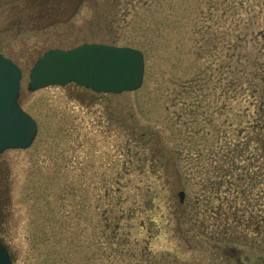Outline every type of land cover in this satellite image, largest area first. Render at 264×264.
I'll return each mask as SVG.
<instances>
[{
    "label": "rangeland",
    "instance_id": "1",
    "mask_svg": "<svg viewBox=\"0 0 264 264\" xmlns=\"http://www.w3.org/2000/svg\"><path fill=\"white\" fill-rule=\"evenodd\" d=\"M84 43L141 51V87L28 90ZM0 54L37 124L0 153L13 264H264V0H0Z\"/></svg>",
    "mask_w": 264,
    "mask_h": 264
},
{
    "label": "water",
    "instance_id": "2",
    "mask_svg": "<svg viewBox=\"0 0 264 264\" xmlns=\"http://www.w3.org/2000/svg\"><path fill=\"white\" fill-rule=\"evenodd\" d=\"M144 77L143 54L130 47L84 43L68 50L50 49L29 72L28 90L74 83L92 92L121 94L138 90ZM21 71L0 54V153L27 149L37 135L34 119L22 110L18 98ZM184 193L179 192L183 202ZM0 264H13L0 242Z\"/></svg>",
    "mask_w": 264,
    "mask_h": 264
},
{
    "label": "trees",
    "instance_id": "3",
    "mask_svg": "<svg viewBox=\"0 0 264 264\" xmlns=\"http://www.w3.org/2000/svg\"><path fill=\"white\" fill-rule=\"evenodd\" d=\"M263 114H262V116H264V110H263V112H262Z\"/></svg>",
    "mask_w": 264,
    "mask_h": 264
},
{
    "label": "flooded vegetation",
    "instance_id": "4",
    "mask_svg": "<svg viewBox=\"0 0 264 264\" xmlns=\"http://www.w3.org/2000/svg\"><path fill=\"white\" fill-rule=\"evenodd\" d=\"M3 200V199H2ZM0 220H1V214H0ZM1 240V239H0Z\"/></svg>",
    "mask_w": 264,
    "mask_h": 264
}]
</instances>
